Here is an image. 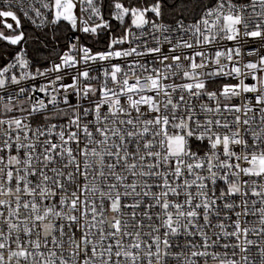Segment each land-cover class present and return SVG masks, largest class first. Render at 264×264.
<instances>
[{"label": "snow or ice", "instance_id": "6c2138e0", "mask_svg": "<svg viewBox=\"0 0 264 264\" xmlns=\"http://www.w3.org/2000/svg\"><path fill=\"white\" fill-rule=\"evenodd\" d=\"M0 264H264V0H0Z\"/></svg>", "mask_w": 264, "mask_h": 264}, {"label": "built area", "instance_id": "2783aa9c", "mask_svg": "<svg viewBox=\"0 0 264 264\" xmlns=\"http://www.w3.org/2000/svg\"><path fill=\"white\" fill-rule=\"evenodd\" d=\"M9 22H11V21H9Z\"/></svg>", "mask_w": 264, "mask_h": 264}]
</instances>
